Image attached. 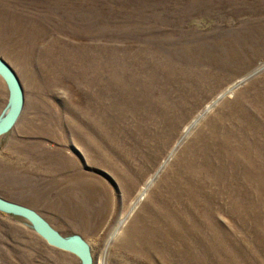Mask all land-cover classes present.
Listing matches in <instances>:
<instances>
[{"label": "rangeland", "instance_id": "374dc122", "mask_svg": "<svg viewBox=\"0 0 264 264\" xmlns=\"http://www.w3.org/2000/svg\"><path fill=\"white\" fill-rule=\"evenodd\" d=\"M0 57V198L93 264H264V0H0ZM0 264L81 260L0 211Z\"/></svg>", "mask_w": 264, "mask_h": 264}, {"label": "water", "instance_id": "95a60500", "mask_svg": "<svg viewBox=\"0 0 264 264\" xmlns=\"http://www.w3.org/2000/svg\"><path fill=\"white\" fill-rule=\"evenodd\" d=\"M0 76L6 82L10 91V108L0 121V137L10 133L18 123L25 108V95L19 78L13 68L0 57ZM8 105V106H9ZM2 118V117H1ZM0 211L21 216L28 220L46 243L63 252L75 255L81 264H93V258L88 245L83 240L66 239L34 209L0 198Z\"/></svg>", "mask_w": 264, "mask_h": 264}, {"label": "crops", "instance_id": "0c3cea01", "mask_svg": "<svg viewBox=\"0 0 264 264\" xmlns=\"http://www.w3.org/2000/svg\"><path fill=\"white\" fill-rule=\"evenodd\" d=\"M19 204H21V203H19ZM22 205H25V206H32V205H27V204H22ZM30 208H32V207H30ZM32 209H34V208H32ZM35 211H37L36 209H34ZM38 212V211H37ZM39 213V212H38ZM39 214H41V213H39ZM42 215V214H41ZM43 216V215H42ZM44 217V216H43ZM45 218V217H44ZM46 219V218H45Z\"/></svg>", "mask_w": 264, "mask_h": 264}, {"label": "bare ground", "instance_id": "6f19581e", "mask_svg": "<svg viewBox=\"0 0 264 264\" xmlns=\"http://www.w3.org/2000/svg\"><path fill=\"white\" fill-rule=\"evenodd\" d=\"M10 105H11V103H10ZM9 108H10V107H9ZM23 111H24V110H23ZM6 113H7V112H5V114H4V116L1 118V120L6 116ZM1 120H0V121H1Z\"/></svg>", "mask_w": 264, "mask_h": 264}]
</instances>
